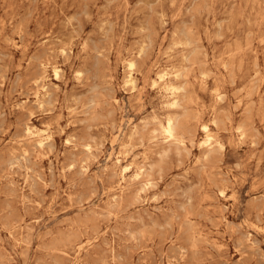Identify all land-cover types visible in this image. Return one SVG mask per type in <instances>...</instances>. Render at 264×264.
I'll list each match as a JSON object with an SVG mask.
<instances>
[{
	"label": "rangeland",
	"instance_id": "374dc122",
	"mask_svg": "<svg viewBox=\"0 0 264 264\" xmlns=\"http://www.w3.org/2000/svg\"><path fill=\"white\" fill-rule=\"evenodd\" d=\"M0 264H264V0H0Z\"/></svg>",
	"mask_w": 264,
	"mask_h": 264
},
{
	"label": "bare ground",
	"instance_id": "6f19581e",
	"mask_svg": "<svg viewBox=\"0 0 264 264\" xmlns=\"http://www.w3.org/2000/svg\"><path fill=\"white\" fill-rule=\"evenodd\" d=\"M127 66H128V68H127L128 70L126 71L127 76H126V79L124 80V84L125 85L126 84H129L134 89V88H136V76L134 75L135 61L134 60H129ZM59 68L53 66V71H54L55 76H58V74H59ZM171 74H174V75L171 76ZM178 75H179L178 70H173V71L170 72L167 69H165L162 72L158 73L157 77L153 79V85L154 84H156V85L157 84H163L164 87H165V89L168 90V92L170 94H172V100H171L172 101L171 102L172 106H175L177 104V102H176L177 94H179L180 89H182L180 87L181 85H179L177 83L178 81H176V78L178 77ZM45 86H47L46 83H45V81H42V83L40 84V89H44L46 91V87ZM39 94H40V91H37V93H36L37 100H38V102L41 103L42 100L39 99ZM168 105H170V104L168 103ZM172 115H167L166 118L164 119V123H162V129H163V134H164L163 137L167 138L169 141H181V137L179 135H177V133H175V131H174L176 118L174 117L175 115L174 116H172ZM200 124H201V128H202L201 129L202 132L205 133V135H206V138L201 142V144H203V146L204 145L205 146H209V144L212 143V141L214 139V136L211 134L210 128H209L208 124L205 121H200ZM26 128H27V132H28L29 135H35L36 137L39 138L38 141H39L40 147H43L44 144H45V142L48 141V140L50 141V139L52 137L51 132L49 131V128L47 126L45 128H37V127L35 128L33 125L27 123L26 124ZM69 137H71V136H69ZM217 138H219V137H217ZM67 142H68V140H67ZM216 143L219 144V147H221V148L223 147V143L219 139H216ZM86 148L87 149H90L91 148L90 143L86 144ZM130 165H131V162L128 163L127 165H125L123 167V169H121V170L125 173V171L129 167H131ZM142 173H143V170L141 168H139L137 170V172H136V176L137 177L138 176H141ZM123 177H124V175H123ZM149 182H150L149 180H146L145 183L148 184ZM221 192H222V194H224V190H221Z\"/></svg>",
	"mask_w": 264,
	"mask_h": 264
}]
</instances>
